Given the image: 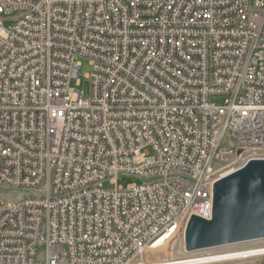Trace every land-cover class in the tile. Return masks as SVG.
I'll return each instance as SVG.
<instances>
[{"label":"built area","instance_id":"2783aa9c","mask_svg":"<svg viewBox=\"0 0 264 264\" xmlns=\"http://www.w3.org/2000/svg\"><path fill=\"white\" fill-rule=\"evenodd\" d=\"M229 156L264 159V0H0V264H170Z\"/></svg>","mask_w":264,"mask_h":264},{"label":"water","instance_id":"95a60500","mask_svg":"<svg viewBox=\"0 0 264 264\" xmlns=\"http://www.w3.org/2000/svg\"><path fill=\"white\" fill-rule=\"evenodd\" d=\"M212 192L211 218L192 215L187 223L186 252L264 239V159H250L219 177Z\"/></svg>","mask_w":264,"mask_h":264},{"label":"rangeland","instance_id":"374dc122","mask_svg":"<svg viewBox=\"0 0 264 264\" xmlns=\"http://www.w3.org/2000/svg\"><path fill=\"white\" fill-rule=\"evenodd\" d=\"M11 21H6V23H10ZM89 65L86 60H82V65L80 67L79 79L80 85L76 86L74 82H72V86L75 89L82 91L84 95H87L89 92V85L85 80V74L89 72ZM220 98H215L214 101L219 102ZM234 162L233 165H230L226 168V170H230L232 168H236L238 166L237 160L235 156H229L223 164H228ZM139 180L126 175H120L117 178V183L121 186H126L133 182H138ZM108 187V185L106 184ZM8 190L6 188H0V193L6 194ZM183 248V240L176 239L171 242L169 245L149 250L144 254L145 262H154L163 260L166 258H175L173 260H169L170 264H199L200 262H191L192 259H185L183 257L184 253ZM38 259L43 260V248L40 247ZM198 253L204 254L203 260L211 261L205 264H255L262 263L264 261V239L249 241L239 244H234L225 247L213 248L208 250L197 251ZM202 259V258H201Z\"/></svg>","mask_w":264,"mask_h":264},{"label":"bare ground","instance_id":"6f19581e","mask_svg":"<svg viewBox=\"0 0 264 264\" xmlns=\"http://www.w3.org/2000/svg\"><path fill=\"white\" fill-rule=\"evenodd\" d=\"M205 256H204V254L203 255H197V256H193V257H191V258H185V259H192L193 261H191V262H199V261H203V262H200L199 264H205V263H208V262H211V261H205V260H203V258H204ZM202 258V259H201Z\"/></svg>","mask_w":264,"mask_h":264}]
</instances>
